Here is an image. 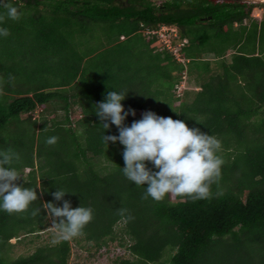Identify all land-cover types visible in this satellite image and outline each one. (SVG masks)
<instances>
[{"label":"trees","instance_id":"1","mask_svg":"<svg viewBox=\"0 0 264 264\" xmlns=\"http://www.w3.org/2000/svg\"><path fill=\"white\" fill-rule=\"evenodd\" d=\"M11 3L21 13L34 7V13L26 18L32 27L14 28L18 21L11 20L0 25L10 32L0 41V71L6 73L4 62L13 64L16 58L17 53H11L9 45L23 46L31 40L39 44L34 51L36 61L53 60V65L59 67L58 72H68L70 81L41 85L29 77L30 83L32 80L35 84L32 88L23 83L22 87L28 89L11 93L9 87L13 81L5 78L6 84L0 90L12 96V101L5 108L0 106V131L6 129L12 134L9 123L23 114L29 118L25 121L28 130L33 131L36 123L31 120L32 113L36 108L46 112L47 103L59 97V92L66 88L68 93L69 83L82 82L84 96L80 103L72 101L83 109L80 120L72 126L69 112L65 111L64 119L57 123L53 120L51 128L45 123L40 128L35 152L32 142L28 165L33 163L31 157L35 153L39 164L57 175L44 187L43 193L36 191L38 199L28 211L12 215L0 211V264H66L69 240L40 247L32 255L15 260L4 257L12 248L11 239L43 231L48 216L44 204L62 207V201L57 202L52 195L58 189L69 193L64 200L73 209L82 206L93 210V219L83 234L72 239L76 243L84 236L97 250L114 240L115 228L123 224L125 233L122 234L129 238L130 255L135 259L119 264H167V261L168 264H264V112L259 138L258 132L251 130V119L260 114L264 100L258 99L256 109L247 105L244 108V104L240 105L243 102L253 103L251 95L244 92L249 84L237 81L238 92L243 95L238 99L239 94L230 88L226 78L231 72L249 73V69L241 66L247 61L259 60L253 57L254 53L244 50L250 37L257 41L263 32L264 16L259 27L254 22L249 27L242 24L255 8H263L264 4L219 0H166L161 5L151 0H11ZM3 11L0 8V13ZM79 24L83 25L81 35L90 40L93 33L98 35L100 48L81 53L76 61L65 57L59 61L56 57L59 42H64L62 49L68 47L66 42L75 37L74 27ZM161 25L176 27L180 38L187 40L180 49L182 61H176L161 47L156 51L155 41L144 35L146 29L156 30ZM87 38L85 46L89 45ZM208 45L212 47L207 53L218 58L225 57L230 50L231 64L224 66L216 78L206 80L199 91L185 89L178 96L175 86L183 75L186 82L205 79L207 68L201 69L197 60ZM193 48L197 53L192 52ZM65 63L72 64L62 67ZM250 73L255 84L253 71ZM109 91L127 94L122 105L125 111L134 110L135 116L130 114L126 118V126L140 120L141 113L151 111L158 116L182 120L189 128H199L221 142L217 155L224 163L218 184L211 186L210 199L193 201L171 194L160 202L142 198L143 188L140 192L123 175V145L109 142L107 146L102 141L103 135H119L115 125L105 131L95 114L94 106L103 102ZM66 96L62 98L67 101ZM71 96L68 98H77V94ZM20 131L15 136L18 141L25 136ZM53 136L58 137L57 143L46 144ZM46 147L48 150H44ZM12 167L20 169L21 165ZM148 167L156 171L151 164ZM31 188L35 189V183ZM74 198L77 200L71 202ZM34 209L41 211L33 216ZM120 209L127 210L123 216L119 214ZM217 246L224 249L226 257L215 254ZM168 247L169 257L163 263V252Z\"/></svg>","mask_w":264,"mask_h":264},{"label":"clouds","instance_id":"2","mask_svg":"<svg viewBox=\"0 0 264 264\" xmlns=\"http://www.w3.org/2000/svg\"><path fill=\"white\" fill-rule=\"evenodd\" d=\"M0 8L4 9L0 13V25L7 20L15 22L22 18L23 14L11 0H0ZM9 35L7 28L0 27V37ZM8 79L14 81L15 77L10 75ZM126 96L123 92L109 91L105 100L94 106L105 131L110 125L118 129V136L103 135L102 141L107 146L109 142L123 145V175L138 187L146 186L142 197L145 200L151 198L160 202L169 194L193 201L210 199L211 186L218 184L224 163L217 155L221 142L199 128H189L182 120L158 116L151 111L144 112L140 120L126 126V118L130 114L135 116L134 110L125 111L122 105ZM57 141L58 137L53 136L46 140V144L55 145ZM19 159V154L12 149L0 150V211L9 215L28 211L38 199L35 190L18 183L22 178L12 165ZM68 194L60 189L52 193L57 202L62 201V207L44 204V210L53 218V244L82 235L93 219L91 208L80 206L73 209L70 202L64 200ZM40 211L34 209L31 214L36 216ZM118 211L123 216L127 210Z\"/></svg>","mask_w":264,"mask_h":264},{"label":"rangeland","instance_id":"3","mask_svg":"<svg viewBox=\"0 0 264 264\" xmlns=\"http://www.w3.org/2000/svg\"><path fill=\"white\" fill-rule=\"evenodd\" d=\"M151 1L155 5H161L166 0H151ZM219 1L220 2H223V1L237 2L241 4H245V3L261 4V5L264 4V1H260V0H219ZM48 7H52V3L50 4L48 3ZM33 9L34 7H32L30 10H26V12H23L22 18L18 21V24H15L14 28L18 27V29L25 30V29H29L30 26L32 27V25L28 23L29 19L26 20V18H28L31 14L34 13ZM263 13H264V7L263 8L258 7L252 11L253 15L258 14L260 17H262ZM82 29H83L82 24L76 25L74 27V31L76 32V35L72 39L67 40L68 42L66 43L69 44L68 47L62 49L64 42L63 43L59 42V46H58L59 49H57V52L59 53V55H56V57L58 56L57 59L65 57V60L70 58L72 61H76V59L78 58V56H80L81 53L86 54V52H90L94 49L96 50L100 48V43L98 41V38H99L98 35L96 33H93L94 35L93 39L90 40L89 38H87L85 34L81 35L80 31H82ZM83 36H85L88 39L89 41L88 46H85L83 44L86 42L85 41L86 38ZM4 38L5 37H0V41L4 40ZM253 40L254 39L250 37V39L247 41L244 51L251 53L253 52L255 48L257 52V57H259V60H250V61L245 62L241 66L244 69H249L247 70L249 71V73L246 72L244 74H239V73L231 72L232 75L229 74L226 77L230 83V88L236 94H239L238 99L243 98V95L240 94L241 91L238 92L240 86L237 84V81H240V84L244 81H245V84L247 83L249 84L247 88H250V89L246 88L244 89V92L251 94L250 100H252L253 103H251L250 101L248 104L246 102H243L240 105L242 106L244 104L243 106L244 108H246L247 106L249 107L253 106L254 108H256L258 99L260 101L264 100V29L261 35H258L256 43ZM79 41L82 42L83 46L80 45ZM35 42L36 41L29 40V42L27 44L24 43L23 46L20 43L9 45L10 47L9 51L11 53H17V55H16V58L13 64H11V62L9 61L4 62L3 67L6 66V73L4 71H0L2 73V74L0 73V86L6 84L4 82L5 78H9L10 75L14 76L15 80L13 81V84L9 87V89L11 90V93H16V92L22 91L23 89H28L27 87H22L23 83L24 85H28L29 87H31L32 85L34 86L35 84L33 83V81L31 80V83H30V81L28 80L29 77L30 78L33 77L32 79L37 81V83L41 85H45V84H48V85L57 84L58 85L61 82L68 83L70 81V79H68L69 77H67L68 75H66L68 72H64V71L58 72L56 69L59 67L56 65H53L52 63L53 60L52 61L47 60L46 62L44 61L43 63L40 60L38 62L36 61V56H34L35 55L34 51H36L37 46H39V44L36 42L38 44L37 45ZM210 47H212V45L205 46L202 49L204 51V52L202 51L203 52L202 55L207 54L208 49ZM192 52L197 53V50L193 48ZM228 55L231 57V52H228ZM1 57L2 56H0V58ZM211 57L212 56H209V58ZM59 61H62V60L59 59ZM72 61H68V62H72ZM66 64H72V63L61 64V66L64 67ZM45 70L48 73L45 72L44 74ZM252 71H253L254 78H255V82H254L255 84L252 83L254 79H252V76H250L251 75L250 72ZM79 83L80 84H76V85H74L73 83L68 84V90L72 89L74 91H77V98L73 99L74 103H80V99L83 98L84 96L81 93L83 92L81 89L82 88L81 86H83V83L82 82H79ZM259 87H260V91H259ZM185 89H193V87L190 85V83L183 84V87L179 88L180 94ZM65 90L59 92V97L56 99V101L60 104L57 105L56 108L59 107L63 109L67 107L65 111L69 112L71 120H75L78 118V115H77L78 111L75 110L77 109V107L71 103V100L68 98V96L65 97L67 101L62 98L64 97V95L67 94V91ZM254 90H258L259 93L256 94L257 91H254ZM9 100L12 101V98H10V96L9 98L4 96L3 94H1V90H0V106L2 108H5L6 105L9 104L8 103ZM66 102H69L68 104L70 105L66 104ZM239 102H241V100H239ZM262 108H263L262 111H259L260 114H258V116L252 117L251 119V130L258 132V138H259V131L263 129V127L261 128V124H262L261 120H263L261 119L262 117L261 115H263L264 106ZM79 110H83V109L79 108ZM65 111L63 112V110L59 109L56 111V113L61 118H63V115H65ZM73 111L75 112L73 113ZM142 114L143 113L140 114L141 117H142ZM23 132L25 133V136L23 137L22 140H19L17 144L15 139L8 140L11 137L10 135L18 136L17 133H12L9 135L6 129H3L2 131H0V133L4 137L3 138L4 142L1 143L2 147L11 146L12 150L14 151L17 150L19 154L21 155L20 160H19V166L20 165L23 166L26 162H28V155H29V152H31L32 150L31 149L32 144H33L32 142L34 141V134L31 131H28V128L26 126L23 128ZM255 136L256 135L253 134V138H255ZM19 144H22L24 146L21 147ZM44 150H47V148H45ZM45 159L46 161L48 160L46 157ZM103 166L104 165L100 164L101 168H103ZM141 187L143 188V192L145 193L146 186H141ZM141 187H138L140 192H141ZM75 200L77 199L74 198V200L72 199L71 202H74ZM124 229L125 228L123 227V224L119 223V225L115 228V231L113 232V234H116V238L112 241H107L106 246H103L97 250H95V246L93 242H86L83 239L84 236H82L79 239L81 240V242L79 241L78 243H76V241H73L72 239L69 240L70 252H69V256L66 261V264H119V262L123 260H129V261L134 260L135 258H133L130 255V251H129V245H131V242L129 241V238L125 234H122V233H125L123 232ZM54 236H55V229L53 227V218L50 215H48L47 225L43 229V231L34 233L32 235H28L26 237L22 235L19 238L10 240L9 243L10 245H12V248L10 249L9 253H4L5 255L4 257H9V259L15 260V259H18L19 256L26 257L29 255H32L38 248L53 244L52 240ZM168 251H170V247L166 248L163 252V256H164L163 263H166L165 260H168V257H169ZM215 254L219 257L220 255L226 257L224 249H221L220 246L216 247ZM7 260L8 259L6 258V262ZM32 264H35V262ZM167 264H168V261H167Z\"/></svg>","mask_w":264,"mask_h":264},{"label":"crops","instance_id":"4","mask_svg":"<svg viewBox=\"0 0 264 264\" xmlns=\"http://www.w3.org/2000/svg\"><path fill=\"white\" fill-rule=\"evenodd\" d=\"M263 16H264V13H263L262 17H260L258 14H256V15L251 14L249 19H246L243 21L242 25L245 27H249V24L251 22H254L255 24L257 23L258 27H259L260 23L263 20ZM255 43H256V41H255ZM228 52H230V50L227 51V55L225 57H222V58L215 57L211 53H207V54L202 55L197 61H198V66L201 67V69L207 68L205 79H203L201 81H199V79L190 80L189 82L187 81V84L190 83V85L193 87V89H190V90H192L193 92L199 91L201 89L202 84L206 80L211 79L210 77L216 78L219 74H222V72L224 70V66L228 67L231 64V57L228 55ZM252 53H254L253 57L257 56L256 49ZM251 55L252 54L247 55V56L250 57ZM209 56H212V57L209 58ZM239 82L240 81H238V83ZM242 85H243V82H242ZM1 93L2 94L4 93L3 95H5L8 98L10 96V95L8 96V94H6L4 90H1ZM245 93L248 96L251 95L250 93H247V92H245ZM76 94H77V91H74L72 89H71V91L68 90V93H67V95L69 97H72L71 95H76ZM29 96H31V94ZM10 98H12V96H10ZM57 98L58 97H54L52 100H50L47 103V105H46L47 111L46 112L42 113V110H40L39 108H36V110L32 113V119L31 120L35 121L36 124H35L33 131L31 129H29L28 131H31L34 134L33 152H35L37 150V140L39 137L40 128L44 125V123L46 124L47 128H49V127L51 128L53 120H54V123H57V121L64 119V115H63V118H61L56 113V111L59 109L63 110V112L65 111L64 108L63 109H61L59 107L56 108L57 105L60 104L56 101ZM70 100L72 103L73 99L70 98ZM68 103L69 102H66V104H68ZM49 104H50V106H49ZM72 104L77 107V109H75V110L78 111L77 112V115H78L77 119L71 120L70 115L68 116V118L72 122V126H73L74 123L76 122V120L81 119L82 112H81V110H79L80 106H78L77 104H74V103H72ZM68 105H70V104H68ZM74 112L75 111H73V113ZM41 113H42V115H41ZM59 118H61V119H59ZM28 119H29L28 116L23 114V115L19 116L17 121L10 122L8 125L9 127H11V129L9 130L10 133H17L19 135L21 133L20 130H23V128L25 126L26 127L28 126L27 125L28 122H25ZM10 136L11 137L8 140L15 139V141L18 142L17 137H15L13 135H10ZM3 138L4 137L1 135L0 136V143L4 142ZM10 142H12V141H10ZM1 145L2 144H0V146ZM46 148L48 150V147H46ZM6 149H12V148H11V146L0 147V150H6ZM15 152L19 154V152L17 150ZM44 154H46V153H44ZM48 155H49V153H48ZM19 157H21L20 154H19ZM32 158H33V160H32ZM19 160L14 161L13 165H16V166L19 165ZM31 161L33 162V163H31V165H28L29 162H26L23 166L21 165L20 169L17 168V171L19 172V174L22 178L18 183L21 184L22 186L26 187V188H31L32 184L35 183V189L34 188H31V189L38 191L39 193H43L44 187L47 186L49 183H51L53 181V178L56 177L57 174H54V172H49L48 169L45 168L46 167L45 165L41 166L39 164L40 163L39 158L36 157L35 153L31 157ZM45 163H43V164H45ZM13 239H15V238H13Z\"/></svg>","mask_w":264,"mask_h":264},{"label":"built area","instance_id":"5","mask_svg":"<svg viewBox=\"0 0 264 264\" xmlns=\"http://www.w3.org/2000/svg\"><path fill=\"white\" fill-rule=\"evenodd\" d=\"M144 35L149 40H153L154 45L161 47V49L166 50L176 61H182L180 55V49L187 44L186 39H181L176 27L161 25L156 30L146 29ZM183 84H187L185 75L182 76V81L175 86V93L179 96V88L183 87Z\"/></svg>","mask_w":264,"mask_h":264},{"label":"water","instance_id":"6","mask_svg":"<svg viewBox=\"0 0 264 264\" xmlns=\"http://www.w3.org/2000/svg\"><path fill=\"white\" fill-rule=\"evenodd\" d=\"M209 20L211 19V17L208 18Z\"/></svg>","mask_w":264,"mask_h":264},{"label":"bare ground","instance_id":"7","mask_svg":"<svg viewBox=\"0 0 264 264\" xmlns=\"http://www.w3.org/2000/svg\"><path fill=\"white\" fill-rule=\"evenodd\" d=\"M260 1H264V0H260Z\"/></svg>","mask_w":264,"mask_h":264}]
</instances>
